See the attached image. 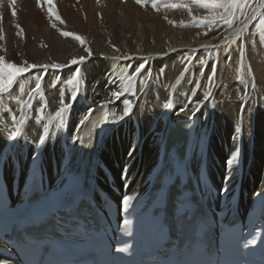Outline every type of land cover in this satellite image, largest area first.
Listing matches in <instances>:
<instances>
[{
	"label": "bare ground",
	"instance_id": "1",
	"mask_svg": "<svg viewBox=\"0 0 264 264\" xmlns=\"http://www.w3.org/2000/svg\"><path fill=\"white\" fill-rule=\"evenodd\" d=\"M56 2L63 10V15L67 16L66 21L73 23V27L75 26L76 31L82 35L83 44L70 36L42 40L43 36L48 35L46 33L50 22L46 21V18V20L40 18L39 10L30 0H19L16 9L18 14L14 16L7 14L6 9L1 6L0 57H4L8 62H15L17 65L27 62L37 67L30 68L28 73H24L19 78L18 85L13 86L10 96L7 94L0 96V152L7 154L14 151L21 164L26 167L25 159L30 158L34 145L39 143V137L43 135L44 124L49 120H51L50 133L66 134L70 141L76 131H79L81 136L87 121L79 128L77 125L85 115H89L90 108L97 111L102 104L108 103L109 106L102 109L109 114V120H114L113 112L116 116L122 113V99H133L135 107L130 118L120 122L119 126L109 125L114 130L96 148L93 157L99 166L94 164L90 168L89 182L93 187V196L99 204L103 206L106 203L104 200H99L95 191L96 186L104 189L113 200L121 204L124 194L137 195L144 189L143 182L150 175L158 160V145L161 142L158 137H164L173 125L181 123L183 119H189L194 102L202 100L203 94L211 88L213 95L194 118V123L199 128L206 126L209 130L210 140L206 154L208 167L214 184L219 190L224 186L226 160L236 147H241L240 168L231 181V185L233 188L241 175L240 206L241 209L250 206L252 196L264 188V55L261 51L263 50L262 45L260 46L261 41L257 47L245 48L247 52H245L246 57L243 55L244 59L241 55L233 54L234 56L227 63L228 55L225 53V47L231 53L236 52L237 49L230 41L226 45L222 42L233 32L234 28H240L241 23L238 26L227 28L222 25L218 26L217 23L211 26L198 25L195 21L208 15L209 10L202 8L194 0H144L142 4H137L136 0H98V3L95 0H81L80 13L72 17L71 13L67 15L64 2L61 0H56ZM173 4H187L189 7L174 8L171 7ZM262 10L264 9H258L257 13ZM98 12L105 16L104 21H97ZM247 21L242 22L243 29L250 22L247 23ZM15 23H20L26 29L33 27L42 37L36 34L34 36L33 32L25 37L20 34L15 35L13 30ZM105 28L110 29L108 32L111 31L110 36L113 40L110 38L92 40L96 35L107 37L108 32L102 31ZM135 30L142 32L141 40L132 34ZM25 31L27 32L28 29ZM197 48H204L207 51L212 49V59L206 62V59L198 54L195 62L190 63L189 71L185 73V70H181L180 74L183 73V75L176 80L180 67L186 66L189 61L187 60L189 52L193 54ZM87 50L91 51L90 57ZM121 55L131 59L124 61L112 59V57ZM81 56L87 57L84 64L70 65L73 58ZM240 60L243 63V71H246L245 75L240 70ZM145 61L152 75L150 77L145 71L137 79L134 84L135 97L130 93L121 100L111 97V92L121 91L126 86V82L120 78L125 74H131L127 72L129 63L134 71L135 66ZM201 61L207 66L203 75L201 73L197 75L196 70L201 67ZM54 64H61L64 67L57 69L52 67ZM214 64L217 65L216 76L213 82H209L207 77L212 73ZM76 67H81L83 72V78L79 81L82 91L77 102L73 104L70 120L69 114L65 113V128L57 129L55 127L57 121L52 117L60 107L62 93L65 102L71 99L70 93L73 86L66 82L74 74ZM161 68L164 69L163 74L160 72ZM37 77H42V87L39 93L32 96ZM241 79L244 83H241ZM112 80H116L117 83L113 84ZM197 83H199V88L193 97L192 91ZM141 89L145 91L142 92ZM245 92L251 93L250 99L245 98L246 105L251 106L252 101L258 104L251 123H249L247 109L241 111L240 97ZM170 101L174 105L171 109L166 107ZM185 104L188 108L181 112L179 109ZM29 105H31L30 108ZM41 107H44L45 120L37 123L35 117L37 110ZM12 113L17 114L18 120L27 117L22 137L28 141L26 144L14 146L10 140H6V137L10 136L11 131L17 126L11 123ZM236 127L241 128V140L233 139L236 135ZM61 143L60 140L50 139L46 147L41 146L46 166L50 170V176L53 177L60 156ZM133 145L136 147L133 155L129 157L128 152ZM216 156L219 158L220 165L215 161ZM8 161L10 166L7 177H10L12 161L11 159ZM193 164L195 167L200 165L198 161H194ZM103 165L107 166L113 175V187H110L102 170ZM126 166H129L127 179H132L127 187L125 186L126 180L122 178L123 169ZM138 166L139 169L135 173ZM260 168H263V172L260 182H256ZM0 243L10 251H14L7 243L2 241ZM0 261L21 264L15 253L9 256L0 253Z\"/></svg>",
	"mask_w": 264,
	"mask_h": 264
},
{
	"label": "snow or ice",
	"instance_id": "2",
	"mask_svg": "<svg viewBox=\"0 0 264 264\" xmlns=\"http://www.w3.org/2000/svg\"><path fill=\"white\" fill-rule=\"evenodd\" d=\"M37 2L39 4L40 0H37ZM143 2L144 0H136L137 4ZM194 2L209 10L208 15L195 21L198 25L203 24L206 26L222 21L224 25L231 27L237 19V12L240 13L241 17L252 21L256 18L257 10L264 9V0H258L255 6L249 0H194ZM171 7L188 8L189 6L187 4H173ZM250 8L252 9L251 12L248 11ZM13 15H15V12H13ZM260 16L262 18L259 19L256 27L259 29L260 34H264V12H260ZM17 27L19 26L17 25ZM242 31L243 24L241 23V27L234 28L233 32L222 43L226 45L230 41L235 45L236 40H233L232 36L243 39L239 35ZM62 34L65 36L71 35L79 40L81 44L84 43L78 34L68 32ZM113 47L115 48V46ZM239 50L243 53L245 45L241 44ZM87 51L90 57L91 51ZM225 53L229 58L231 57V51L227 47H225ZM86 59L85 56L73 58L70 65H82ZM112 59L124 61L131 58L121 55L112 57ZM203 63V61L200 62L201 68H203ZM35 67L37 65H29L27 62L17 65L15 62H8L4 57H0V96L5 94L10 96L13 86L18 85L19 78L24 73H28L30 68ZM52 67L59 69L64 66L54 64ZM132 67L129 63L127 72L131 74H125L120 78L126 82V86L121 91L111 92V97L115 100H121L129 93L135 97L134 84L137 79L145 71L148 72L150 77L152 75L151 70L147 68V61L135 66L134 71H132ZM188 71L189 68L185 67V73ZM160 72L163 74L164 69L161 68ZM201 75H203V71ZM215 76L216 67L214 66L212 73L207 77L208 81L213 82ZM82 78L81 67H76L74 74L66 82L68 85L73 86L70 93L71 99L69 102H65L63 93L61 94L60 107L52 117L57 121L55 124L57 129L65 128V113L69 114L70 120L73 104L77 102L82 91L79 86V81ZM41 80L42 77L36 78L32 96L40 92ZM57 80H59L58 77ZM111 82L113 84L117 83L116 80ZM241 83H244L243 79H241ZM198 88L199 83L192 91L193 97ZM141 91L143 92L145 89H141ZM212 95L213 92L209 88L203 94L202 100L194 102L191 116L185 128L186 139L182 146L171 144L164 137H158L161 142L158 145V164L155 166L156 177L153 193L144 200H141L139 195L124 194L122 196L123 217L120 232L122 236L127 237V240L120 241L123 244L122 247L110 245L103 238L105 229L88 219L91 216L90 209L94 206V202L86 188V173L94 164L99 166L93 157L96 148L114 130L109 125L119 126L120 122L130 118L135 107L133 99H122V113L116 116L113 112L114 120H109V114L105 112L103 119L92 125L94 134L87 139L82 138L79 131L74 132L70 141L66 134L50 133L51 120H49L44 124L43 135L39 137V143L34 145L26 167L21 165L14 151L7 154L0 152V165L6 164L9 159L12 161L14 183L21 175L24 180L22 188L17 192L18 203L15 205L11 202V196L6 193L5 182L0 180V217L7 222V227H5L2 234L17 244L23 251L25 258L21 260V264H51V255L63 252L67 247L66 240L69 237L87 238L90 242L88 250L99 258L96 264H118V262L119 264H129L131 258L141 248V233L146 220L157 242L149 264H229L228 257L231 254L246 255L255 250L258 246L255 234L262 231L260 224L254 225L250 230L246 225L239 226L229 196L232 188L231 181L240 168L239 158L242 154V148L236 147L226 160L224 186L218 191H213L209 187L203 175L202 169L210 135L206 126L199 128L194 123V118ZM246 97L250 99L251 93L245 92L240 97L241 111L247 109L249 123H251L258 104L256 101H252L251 106L246 105L244 103ZM108 106V103H104L100 107L106 109ZM173 106L171 101L166 104L169 109ZM30 107L31 105H29ZM187 108L188 105L185 104L179 110L184 112ZM94 111L96 110L90 108L89 115H85L79 121L77 127L84 125ZM35 120L37 123L45 120L44 107L37 110ZM26 121L27 117L18 120L17 114L12 113L11 123L17 126L15 130L11 131L10 136L6 137V140H10L14 146L28 143L27 140L22 138ZM240 132L241 128L236 127L234 140L242 139ZM50 139L62 141L54 177L48 174L46 160L41 148V146L46 147ZM53 147H55V144H53ZM135 147L136 145H133L129 149V157L133 155ZM74 150H82L88 153L87 161L78 163ZM194 161L199 162L200 169L197 174L196 186L191 187L190 181L194 174L192 171ZM128 171L129 166H126L122 173V178L126 181ZM255 195L261 203L259 221L264 224V199H261L264 197V191L257 192ZM212 196L220 197L222 207L219 212L209 215L204 210L203 201L206 197ZM133 221H135L134 227H130L133 225ZM213 234L219 236V241L215 245L209 242ZM173 237H175V240H173ZM259 243L264 244V237L261 238Z\"/></svg>",
	"mask_w": 264,
	"mask_h": 264
},
{
	"label": "rangeland",
	"instance_id": "3",
	"mask_svg": "<svg viewBox=\"0 0 264 264\" xmlns=\"http://www.w3.org/2000/svg\"><path fill=\"white\" fill-rule=\"evenodd\" d=\"M13 1V2H12ZM34 5H35V7L39 10V13H40V15H41V19H45L46 21H48V22H50V25L48 26V29H47V33L46 34H48L47 35V37H42V35L40 34V33H37L36 32V30L35 29H33V27H27V29H28V31L26 32L25 30H27L26 28H24V27H22V25L20 24V23H15L14 24V28L15 29H13L14 30V34L15 35H17V36H19V34H20V36H23V37H25V36H28V35H30V34H32V32H33V35L34 36H39L42 40H52V39H57V38H59L60 36H65V35H63L62 33H64V32H68V33H73V34H78L79 36L81 35V34H79L77 31H76V27L74 26L73 27V23H70V22H67L66 20H67V16L66 15H63V10L58 6V4H57V2H56V0H41L40 1V5L38 4V2H37V0H30ZM35 1V2H34ZM96 1V3H98V0H95ZM18 2H19V0H0V9H1V6H3L5 9H6V11H7V14H9V15H13V12H15V15H16V13L18 14V12H16L17 10V6H18ZM61 2H64V7H65V11L67 12V15H70V13H71V17H72V15H78L79 13H80V10H81V8L79 7V4L81 3V0H61ZM73 2V3H72ZM77 2V3H76ZM249 2L250 3H252L253 4V6H255V3H257L258 2V0H249ZM53 3V4H52ZM72 3V4H71ZM51 4V7H49V5ZM57 4V5H56ZM76 4V5H75ZM12 5V6H11ZM72 5V6H71ZM37 6H39V7H37ZM59 7V9H57ZM50 9H51V11H50ZM73 9V10H72ZM47 10H49V11H47ZM57 10V11H56ZM62 10V11H61ZM54 11H56V13L54 12ZM58 11H60V12H62V13H59ZM248 11L249 12H251L252 11V9L250 8V9H248ZM54 13V14H51V13ZM260 12H264V10H262V11H260ZM260 12H258L257 14H256V18L254 19V20H252V21H250L249 23H248V21H247V23H248V25L246 26V28L245 29H243V31L242 32H240L239 33V35L241 36V37H243V39H237V37L236 36H232V39L233 40H236V44L234 45L235 47H236V49L238 50H236V52H232L231 53V57L229 58V56L228 57H226V62L228 63L229 62V59H231L234 55H238V56H240L241 55V58H245L246 57V53L245 52H247V50L246 49H250V47H257V45H259L258 43L260 42L261 44H260V46L262 45V48H263V50H264V34H260L259 33V29L256 27V25L259 23V19L260 18H262L261 16H260ZM73 13V14H72ZM51 15V16H50ZM52 15L54 16V17H52ZM57 15V16H56ZM62 16V17H59V16ZM98 16H97V21H104L105 20V16L101 13V12H98V14H97ZM14 16V15H13ZM43 16V17H42ZM69 17V16H68ZM236 17H237V19H236V21L234 22V24L231 26V27H235V26H238V25H240V23H242V22H244L246 19L244 18V17H241V15H240V13L239 12H237L236 13ZM65 20H64V19ZM102 18H104V19H102ZM43 19V20H44ZM245 19V20H244ZM244 20V21H243ZM60 22V23H59ZM68 23V24H67ZM66 24V25H65ZM17 25L19 26V27H17ZM217 25L218 26H220V25H222V26H224V28H227V27H229V26H226V25H224V23L222 22V21H217ZM30 28V29H29ZM19 29V30H18ZM25 29V30H24ZM49 29H50V31L52 32V30H53V32L51 33L50 31H49ZM108 29V28H107ZM33 30V31H32ZM100 30H102V29H100ZM110 30V29H109ZM109 30H106V28L105 29H103L102 31H104V32H108ZM246 30V31H245ZM30 31V32H29ZM16 32V33H15ZM18 32V33H17ZM22 32V33H21ZM29 32V33H28ZM100 32V31H99ZM111 32V31H110ZM110 32H108V34H107V37L106 36H101V35H96L94 38H92V40H108L109 38H110V40H113V38H111V36H110V34H112V33H110ZM136 32V33H135ZM24 33L26 34V35H24ZM51 33V34H50ZM141 33V34H140ZM137 32L136 30L135 31H133V35L134 36H136V38L138 39V40H141V38H142V36H143V34H142V32ZM36 34V35H35ZM41 36H40V35ZM50 35H51V37H50ZM131 35V34H130ZM130 35H129V37H130ZM0 36H2V35H0ZM59 36V37H58ZM66 37H68V36H66ZM70 37H73V36H71L70 35ZM80 37H82V35L80 36ZM103 37V38H102ZM46 38V39H45ZM51 38V39H50ZM97 38V39H96ZM82 39H83V37H82ZM0 40H1V38H0ZM90 40V39H89ZM254 41V42H253ZM250 42V43H249ZM103 42L101 41V44H102ZM257 43V44H256ZM106 44V43H105ZM105 44H103V45H105ZM241 44H243V45H245V50H244V52L241 54V52H240V50H239V46ZM248 44V45H247ZM251 46H250V45ZM253 45V46H252ZM263 50H261L262 51V53H263V55H264V51ZM204 51H205V54H204ZM249 51V50H248ZM200 55V56H203V58H205L206 59V62L209 60V59H212V57H213V50L212 49H208V51H207V49H201V48H197L196 49V51L192 54L191 52H189V54H188V57L187 58H189V59H187V60H189L186 64V66L185 65H183L182 67H180V69H179V73L177 74V77H176V80L178 79V78H180L181 76H182V74H180V72H182L183 70H185V67H189V69L191 68V64H193V61L196 59V56L197 55ZM234 54V55H233ZM190 55H192V56H190ZM207 55V56H206ZM245 57H244V56ZM260 55V54H259ZM263 55L261 56V57H263ZM238 56H237V58H238ZM195 57V58H194ZM202 58V60L203 61H205L204 59ZM195 62V61H194ZM238 62H239V59H238ZM237 62V63H238ZM191 63V64H190ZM216 63V62H215ZM240 70H241V72L243 73V75H245V72L246 71H243V63H242V61L240 60ZM207 65L206 64H204L203 65V67L204 68H198L197 70H196V74L197 75H200V73L202 72V71H204L205 70V67H206ZM214 66L217 68V65L216 64H214ZM213 66V67H214ZM182 70V71H181ZM245 70V69H244ZM210 72V71H209ZM185 89V88H184ZM186 90V89H185ZM215 161H216V163L218 164V165H220L221 163H220V161H219V158L216 156V159H215ZM259 171L257 172V174L259 175V178L258 179H256V182H260L259 180L261 179V173L263 172V168H260V169H258Z\"/></svg>",
	"mask_w": 264,
	"mask_h": 264
},
{
	"label": "water",
	"instance_id": "4",
	"mask_svg": "<svg viewBox=\"0 0 264 264\" xmlns=\"http://www.w3.org/2000/svg\"><path fill=\"white\" fill-rule=\"evenodd\" d=\"M244 25V24H243Z\"/></svg>",
	"mask_w": 264,
	"mask_h": 264
}]
</instances>
